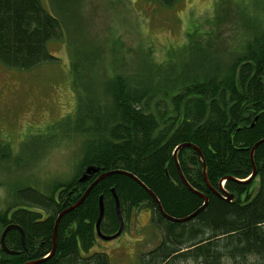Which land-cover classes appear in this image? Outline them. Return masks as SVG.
I'll return each instance as SVG.
<instances>
[{
  "label": "trees",
  "instance_id": "16d2710c",
  "mask_svg": "<svg viewBox=\"0 0 264 264\" xmlns=\"http://www.w3.org/2000/svg\"><path fill=\"white\" fill-rule=\"evenodd\" d=\"M151 1L169 7L180 0ZM242 7L240 0L242 22L228 50L213 43V26L190 23L184 42L168 47L161 61L147 56L134 72L105 80L82 68L97 56L78 50L70 63L75 108L61 131L71 140L83 136L77 161L69 179L52 181L46 193L24 184L11 190L12 200L0 209V237L14 224L24 239L16 229L7 231L5 245L16 253L0 247V264H112L94 247L100 197V231L112 235L119 228L113 194L123 222L144 207L159 232L138 264H264V141L250 157L264 139V14L249 16ZM63 28L42 0H0V63L27 70L56 61L48 43L62 39ZM76 69L88 79L85 90L76 84ZM109 171L121 172L96 182L60 218L49 255L57 215ZM148 190L175 219L199 209L201 194L207 203L177 222L163 216Z\"/></svg>",
  "mask_w": 264,
  "mask_h": 264
},
{
  "label": "rangeland",
  "instance_id": "374dc122",
  "mask_svg": "<svg viewBox=\"0 0 264 264\" xmlns=\"http://www.w3.org/2000/svg\"><path fill=\"white\" fill-rule=\"evenodd\" d=\"M238 1L180 0L164 7L151 0H79L68 5L42 0L63 22L62 39L48 43L58 59L27 70L0 63V150H4L0 153V209L12 200L11 190L17 185L46 193L52 181L67 180L72 174L82 135L71 140L61 131L68 127L64 116L75 108L70 63L81 54L78 50L97 56L95 64L83 62L82 68L90 67L100 80L111 73L134 72L147 56L161 61L168 47L184 42L190 23L213 26V43L228 50L242 22ZM241 3L249 16L264 14V0ZM74 73L77 86L85 90L88 79L77 69ZM124 222L116 238H98L94 249L104 250L112 264H138L140 253L157 243L159 232L144 207Z\"/></svg>",
  "mask_w": 264,
  "mask_h": 264
},
{
  "label": "water",
  "instance_id": "95a60500",
  "mask_svg": "<svg viewBox=\"0 0 264 264\" xmlns=\"http://www.w3.org/2000/svg\"><path fill=\"white\" fill-rule=\"evenodd\" d=\"M262 141H264V139L259 140L258 142H256V143L253 145V147H252V149H251V151H250V157H251V159H252L253 151H254L255 147H256L260 142H262ZM186 145H190V144H189V143H185V144L179 145V146L174 150V153H173L174 159L176 158L177 150H178L181 146H186ZM193 147H195V146H193ZM195 148L197 149V151H198L200 157H202L201 154H200L199 149H198L197 147H195ZM91 171H94V169H93V168H88V169L86 170L87 173H90ZM178 171H179V169H178ZM115 172H121V171H112V172L109 171V172H104V173L98 175V176L95 178V180H94V181L88 186V188L84 191L83 195H82V196H81V197H80V198H79V199H78L73 205H71V206H69V207L63 209V210L57 215V217H56V219H55V223H54V228H53V247H52V251H51V253H50L49 255H51V254L53 253L54 249H55V245H56V231H57V225H58V222H59L60 218L63 216V214H65V213L68 212L69 210L73 209L76 205H78V204L81 202V200L86 196V194L88 193V191L90 190V188H91L96 182H98L100 179L104 178V177L107 176L108 174L115 173ZM122 173H124V172H122ZM128 174H129V173H128ZM179 174H180V177H181L182 182H183V183H184V184H185L190 190H192V188L188 185V183L186 182V180L184 179V177L182 176V174H181L180 172H179ZM254 174H255V169H254V166H253V172H252V174H251V176H250L249 178H252V177L254 176ZM129 175H131V174H129ZM132 177H133V176H132ZM133 178L136 179L135 177H133ZM203 178H204L205 182L208 183V182H207V179H206V173H205V169H204V168H203ZM139 183H140V182H139ZM140 184H141V183H140ZM141 185H142V184H141ZM221 187H222V185H221ZM148 193H149V194L153 197V199L156 201L157 206H158L159 210L161 211V213L163 214V216H165V217L168 218V219H172L173 221H177V222H183V221L189 219L190 217L194 216V215H195V214H196L201 208H203V207L205 206V204L207 203V198H206L204 195L201 194V197L203 198L204 203H203V205H202L199 209H197L196 211L192 212L191 214H189V215L186 216V217H183V218H180V219H175V218H172V217L168 216L167 214H165V213L162 211V208H161V206H160V203L158 202L156 196H155L151 191L148 190ZM113 196H114V200H115V211H116V216H117L118 223H119V228H118L117 232L114 233V234H112V235H105V234H103V233L100 231V229H99V223H100V221H101V219H102V216H103L102 198H101V197L99 198V214H98V218H97V221H96V224H95V229H96V234H97V236H98L100 239H103V240H110V239L116 238V237L121 233V231L123 230V219H122V217H121V213H120V210H119V202H118L117 197H116L114 194H113ZM226 196H227V199H231V197H232V195H229V194H226ZM10 229H16V230L20 233L21 241H22V242H23V239H24V235H23V232H22L21 228H20L19 226H17V225H14V224L8 225V226L5 227V229L3 230L2 234H1V237H0V247H1V249H2L4 252L9 253V254H14V253H16V252H15V251H11V250H9V249L6 247L5 242H4L5 234H6L7 231L10 230ZM38 262H39V261H35V262H27V263H25V264H34V263H38Z\"/></svg>",
  "mask_w": 264,
  "mask_h": 264
},
{
  "label": "bare ground",
  "instance_id": "6f19581e",
  "mask_svg": "<svg viewBox=\"0 0 264 264\" xmlns=\"http://www.w3.org/2000/svg\"><path fill=\"white\" fill-rule=\"evenodd\" d=\"M232 198V197H231Z\"/></svg>",
  "mask_w": 264,
  "mask_h": 264
}]
</instances>
